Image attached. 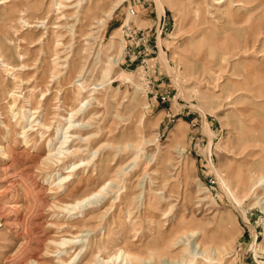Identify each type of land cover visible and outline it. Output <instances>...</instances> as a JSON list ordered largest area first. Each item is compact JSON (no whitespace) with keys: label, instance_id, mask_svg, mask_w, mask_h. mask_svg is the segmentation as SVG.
<instances>
[{"label":"rangeland","instance_id":"374dc122","mask_svg":"<svg viewBox=\"0 0 264 264\" xmlns=\"http://www.w3.org/2000/svg\"><path fill=\"white\" fill-rule=\"evenodd\" d=\"M57 1L0 4L1 58L33 69L6 74L0 61V145L11 158H0L2 218L24 215L38 238L53 237L52 225L83 235L73 264H104L120 250L140 261L106 264H264V181L256 179L264 174V0L229 2L225 20L206 14L212 0L91 1L70 12L68 28ZM25 20L44 23L27 28ZM57 57L65 60L61 71ZM81 101L76 135L84 140L45 169L41 159L58 147L61 118ZM30 111L38 113L31 118ZM38 115L49 128L32 127L26 145L18 133ZM80 160L88 166L70 184L52 186ZM19 176L30 193L9 187ZM105 181L113 192L81 218L51 207ZM2 218L0 264H22L35 241L19 248L22 240ZM65 250L72 259L74 249ZM39 255V264H60L57 253Z\"/></svg>","mask_w":264,"mask_h":264},{"label":"bare ground","instance_id":"6f19581e","mask_svg":"<svg viewBox=\"0 0 264 264\" xmlns=\"http://www.w3.org/2000/svg\"><path fill=\"white\" fill-rule=\"evenodd\" d=\"M13 0H4L2 3L0 4H10ZM93 2V1H96V2H100V1H104V0H58L56 2V5H57V11L59 14L58 15V18L63 22L61 24V27L63 28H68L66 27L68 25V23L72 20V15H69L70 12L74 11V10H77V9H80V10H83L85 5L89 4L90 2ZM123 0H117L116 4L114 7H117ZM192 3H195L198 1H201L202 5H204V0H191ZM190 1V2H191ZM206 1V0H205ZM159 2V1H158ZM211 2V3H210ZM210 8L208 7L207 11H206V7L204 6V9H205V12L206 14H209L208 11L210 10L211 14H210V17L211 18H221L222 20H225V19H228L231 15V12L226 10L225 7H227L229 5V2L232 3V5H230V8L232 6H243L242 3H240L239 0H212L210 1ZM192 7H193V4H192ZM195 7V9H194ZM193 7V11L194 13L199 17V14H200V7L199 5H194ZM99 9H102V7L100 6ZM103 10V9H102ZM105 15L106 17H110V12H105ZM57 18V19H58ZM26 23V26L27 28H35L37 27V25H35L34 23H44L43 21H35V22H32V21H29V20H25L24 21ZM55 28H58V27H55ZM71 30V29H70ZM63 46V44L61 45ZM18 48V47H17ZM17 48H16V52L17 51ZM19 57V56H18ZM0 58H1V55H0ZM58 60V62H55L54 63V66H55V69H64L63 66L59 65L60 62H64L65 60H60L57 58L53 59L52 61H56ZM3 64V67L5 68V72L6 74H10L9 72H15V74L18 76V72H21V71H30V70H33V69H30V67H26L24 65H14L12 63H7V62H4V60L1 58L0 60ZM65 64V63H64ZM57 71V74H59V76L61 75V73H59L60 71ZM12 73V74H13ZM63 75V74H62ZM17 76H13V78H17ZM32 77V76H31ZM58 77V76H57ZM56 77V78H57ZM19 78V77H18ZM55 79V78H54ZM16 80V79H14ZM22 82V81H21ZM24 84H28V82H24ZM16 92H12L10 94V98L12 99V97L14 98V94ZM46 94V93H45ZM45 94H42L43 96H46ZM16 96V95H15ZM77 100V99H76ZM91 100V99H90ZM89 100V101H90ZM16 101V100H14ZM14 101H12V103L9 105V109L11 111V115H12V118L14 117H17L13 114V109H15V106L16 104L14 103ZM44 101H45V98H44ZM88 101V102H89ZM93 103L98 101V102H101L100 99H94V100H91ZM86 103V102H84ZM82 101L81 102H77V106L75 109L73 110H69L66 112V115H63L65 116L64 119L61 118V120H63L65 123L63 126H61V129H57V131L60 132L59 134V137H58V141H57V145L58 147H54L52 149H48L47 150V154L45 155V157H43L41 159V163L44 165V168H49L50 166H52V164L56 163L59 161V159H67V156H70L73 152V148H71V143L74 142L75 140L79 139L81 141H83L81 139V137H79L78 135H76L77 133H79L80 131H82L81 127H82V124H80L78 121H77V118H75V116H77L80 112H82ZM98 106V105H97ZM91 108V107H90ZM85 111V110H84ZM31 112V111H30ZM32 113V112H31ZM35 113H38V112H33L32 115L30 116L31 118H33L34 114ZM83 113V112H82ZM87 114V112H86ZM18 115V114H16ZM21 116L22 118H25V115L22 114L21 112ZM80 116H83V115H80ZM92 116V114H91ZM79 117V116H78ZM18 118V117H17ZM30 118V119H31ZM81 118V117H80ZM96 118L95 115L92 116V118L90 119H94ZM24 121V120H23ZM29 121V123H28ZM27 124L26 126H22L20 128V132L18 133L19 134V139L22 140V143L26 144V145H29L30 143V137H31V134L28 135V132L31 131L33 132L34 130L32 129V127H37L35 129L36 130H46L49 128V126L45 123V119L41 118V116L39 117L36 116L34 117V119L32 120H27L26 121ZM91 122V121H90ZM34 124V125H32ZM86 126V125H85ZM3 128H5V130H7V134L8 136H10V129L7 127V125L3 124ZM87 128V127H86ZM84 130V129H83ZM86 130V129H85ZM47 131V130H46ZM4 134V133H3ZM53 139V138H52ZM51 139V140H52ZM51 144V143H50ZM53 145V144H52ZM51 147V146H50ZM129 147V146H128ZM75 148V147H74ZM77 148V147H76ZM75 148V149H76ZM79 148V147H78ZM80 151V150H79ZM98 151V149L94 152V155L96 154V152ZM81 152V151H80ZM73 156V155H72ZM71 156V157H72ZM0 158L2 160H8V159H11L10 158V155H9V151L7 150L6 147L4 146H1L0 145ZM137 158V157H136ZM84 161V160H83ZM83 161H78V162H74V163H71L68 167H67V172L64 173L63 175H60L59 178H57V181L58 183L56 182L55 184H53L52 186L56 185L58 187H61L60 184L63 183V182H66L68 178H70V181H68L67 183L65 184H70L72 181V177L73 176H76V174L84 169L85 167L88 166V163L86 162H83ZM63 162V161H62ZM61 162V163H62ZM64 163V162H63ZM14 164V163H13ZM59 164V162H58ZM57 164V165H58ZM132 162H130L129 164L127 165H124L122 167L119 168V171L120 172H124L126 170H128V168L132 167ZM131 165V166H130ZM130 166V167H129ZM43 167V166H41ZM66 170V169H65ZM11 170L10 169H4V172L5 174H8ZM28 172V171H27ZM65 172V171H64ZM126 174V172H125ZM27 177V176H26ZM18 178L21 180L22 179V176L20 177H17V180ZM81 178L78 179V181H80ZM257 182L261 183L264 181V174H259L257 175ZM52 181V180H51ZM23 180H21L19 183L18 181L16 182V184L14 185H10L9 187L11 189H14L15 192L18 191V190H21V188L27 192H29V190L27 189V186L26 184L24 183L23 184ZM53 182V181H52ZM256 182V183H257ZM112 182L110 181H105L103 182L101 185H99L97 188H95L94 190L90 191L88 194L86 195H83L82 197L80 198H77L73 201H67V202H63L60 206H56V205H51V207L59 212H61V214H68L70 217L71 216H75V215H80V218L83 216V213L88 211V210H91L93 208H96L97 206H99L102 202H104L103 200L109 198V196L111 195V191L113 192L112 188H110L109 185H112L110 184ZM264 183V182H263ZM10 184V183H9ZM62 185V184H61ZM263 186V185H262ZM63 187V186H62ZM252 187H255V184L254 186ZM58 189V188H57ZM61 189V188H60ZM67 189V187H66ZM251 189V188H250ZM255 190V189H253ZM251 191V190H250ZM17 193V192H16ZM30 193V192H29ZM55 193V192H54ZM13 195H16L17 197H19V194H13ZM25 195V194H24ZM29 195V194H27ZM37 195V194H36ZM35 197V196H34ZM29 198V197H28ZM35 199V198H34ZM17 200V199H16ZM33 201V200H32ZM30 202V201H29ZM35 203V201H33ZM13 203V201H12ZM41 204V202H40ZM264 204V203H263ZM33 205V204H32ZM30 206V205H29ZM12 208L16 209V211H18V206L17 205H13L11 206ZM36 207H39V206H36ZM3 208V207H2ZM10 208V207H9ZM35 208H33L34 210ZM12 212V211H11ZM31 212V211H30ZM6 216V215H5ZM0 218H2V216L0 215ZM72 218V217H71ZM70 218V219H71ZM2 221H3V224L1 225L2 227H11V228H15L16 232L15 234H17V236L20 237V239L22 240L19 248H22L23 247H26V246H29V244H31V242L33 243L35 241V244H36V250H34L33 252H28V253H24L25 254V257L23 258V263L22 264H39L38 261H37V255L39 254H44V255H50V253H57L58 257V262L60 264H73L75 259H77V256H79V254L81 253V251L83 250V242L81 243L80 242V238L83 236V235H79V233H75V232H71V231H67V232H64V233H61L60 230H63V228L61 227H55V225H52L53 228H57L56 230V234L53 235V237H49V238H46V237H37V234L36 232L34 231L35 228V224L33 222H28V220L25 218V216H19V217H11L9 219H5L4 217L2 218ZM77 222H83L81 220L77 221ZM69 227V226H68ZM77 229V228H75ZM74 230V229H73ZM84 230H87V231H91L90 229H84ZM83 230V231H84ZM78 231V230H77ZM82 232V231H81ZM189 233V232H188ZM196 235V234H195ZM194 233H191V234H188V237H191L193 238V236H195ZM86 236V235H85ZM196 238V237H195ZM82 240V239H81ZM183 240V239H182ZM189 241V239H188ZM191 241V240H190ZM183 242V241H181ZM180 244V243H179ZM79 247L78 251H76V249ZM196 248H198L200 250V246L199 244L197 243ZM194 247V248H195ZM29 248V247H28ZM52 248V251H49V249ZM65 248H68V249H71L73 250L74 249V253H72V255L74 254L73 258L71 259V255L67 257H64L65 254H67L68 250H65ZM25 249V248H24ZM192 249V248H191ZM195 249H193L194 251ZM198 250V251H199ZM260 250V247H256L254 248V252H257ZM24 251V250H23ZM205 251L206 250H202L201 249V256H204L205 254ZM208 251V250H207ZM206 251V253H208ZM211 251V250H210ZM218 251V250H217ZM17 252V251H16ZM72 252V251H71ZM198 252V253H199ZM186 253V251H185ZM210 253V252H209ZM261 253V252H260ZM71 254V253H70ZM85 254V253H84ZM84 254L81 255L80 259H82V257L84 256ZM132 253H128V252H125V251H122L120 250L117 254L113 255L111 258H107L106 260L105 259H100V261L104 264L106 263H109V262H112V261H117L118 259H120L121 261H124V262H127V261H130V260H137V261H140V258L136 257V256H133L131 255ZM192 254V253H191ZM216 254V253H215ZM21 255V254H20ZM218 255V253H217ZM24 255H22L23 257ZM40 256V255H39ZM45 256V257H46ZM54 256V255H53ZM49 257V256H47ZM101 257V256H99ZM195 257V256H194ZM19 258V257H18ZM21 258V257H20ZM40 258V257H39ZM67 258V259H66ZM198 258V257H197ZM206 258H209V257H206ZM22 259V258H21ZM79 259V260H80ZM143 259V258H142ZM78 260V261H79ZM97 260V259H96ZM205 260V259H204ZM203 260V261H204ZM40 261V260H39ZM98 261V260H97ZM144 261V260H143ZM99 262V261H98ZM123 262V264H124ZM142 262V261H141ZM193 262V261H192ZM132 263V262H131ZM191 263V262H190ZM189 263V264H190ZM58 264V263H57ZM77 264V263H76ZM89 264V263H88ZM120 264V263H119ZM128 264V263H126ZM134 264V263H133ZM142 264V263H141Z\"/></svg>","mask_w":264,"mask_h":264}]
</instances>
